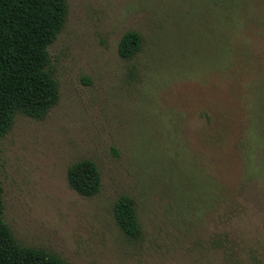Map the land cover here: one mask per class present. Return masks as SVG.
Here are the masks:
<instances>
[{
  "label": "rangeland",
  "instance_id": "rangeland-1",
  "mask_svg": "<svg viewBox=\"0 0 264 264\" xmlns=\"http://www.w3.org/2000/svg\"><path fill=\"white\" fill-rule=\"evenodd\" d=\"M59 99L0 139L16 242L68 264H264V0H66ZM142 47L118 55L122 37ZM93 161L81 196L68 169ZM121 196L140 235L118 228Z\"/></svg>",
  "mask_w": 264,
  "mask_h": 264
},
{
  "label": "trees",
  "instance_id": "trees-1",
  "mask_svg": "<svg viewBox=\"0 0 264 264\" xmlns=\"http://www.w3.org/2000/svg\"><path fill=\"white\" fill-rule=\"evenodd\" d=\"M66 0H0V139L13 125L16 113L42 120L59 99V84L51 69L48 48L62 31ZM142 47L137 32L126 33L118 55L130 59ZM68 186L92 197L101 187V174L91 160L73 164ZM0 185V264H68L54 253L19 245L3 216ZM120 231L128 238L140 235L134 202L121 196L113 208Z\"/></svg>",
  "mask_w": 264,
  "mask_h": 264
}]
</instances>
